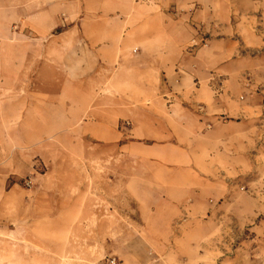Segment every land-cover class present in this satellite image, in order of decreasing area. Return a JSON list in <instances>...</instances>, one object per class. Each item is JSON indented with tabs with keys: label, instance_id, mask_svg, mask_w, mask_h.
<instances>
[{
	"label": "crops",
	"instance_id": "crops-1",
	"mask_svg": "<svg viewBox=\"0 0 264 264\" xmlns=\"http://www.w3.org/2000/svg\"><path fill=\"white\" fill-rule=\"evenodd\" d=\"M195 3L193 19L215 36H189L191 15L176 11ZM263 8V0H0V189L12 198L52 190L36 209L25 198L11 205V234L40 233L45 248L70 233L86 234L89 247L88 234L102 233L119 264L221 263L210 250L213 218L224 214L211 194L237 184L236 214L241 201L250 216L264 214V76L241 81L249 68L264 75V36L220 33ZM67 134L88 138L89 152L117 144L137 159L80 161L81 176L49 177L51 138ZM39 162L49 171L24 188ZM120 200L136 204V219Z\"/></svg>",
	"mask_w": 264,
	"mask_h": 264
},
{
	"label": "rangeland",
	"instance_id": "rangeland-1",
	"mask_svg": "<svg viewBox=\"0 0 264 264\" xmlns=\"http://www.w3.org/2000/svg\"><path fill=\"white\" fill-rule=\"evenodd\" d=\"M198 8L199 4L195 3L191 7L183 8L176 12L180 14L179 16L191 15ZM259 12L260 15L257 19L249 18L239 26H230L228 30L221 32L220 36H264V8ZM187 21L190 26V31L187 30L190 32L189 36L206 37L215 36L216 34H214L212 27L208 29V26L196 22L192 15ZM192 43L194 44V40H192ZM200 43L203 44L206 41L200 39ZM260 76L264 75L257 74L249 68L242 72L241 81H243L245 87H251L254 84L256 85V82H259ZM69 123L67 122V124ZM88 144V138L84 141L78 140V138L69 134L51 138L50 163L54 169L47 176L52 178L81 176L84 170L78 168V162L80 161H96L98 164L106 161H125L130 163L137 159L131 155H122L117 148V144L114 145L112 152L105 151V148L100 150V147L96 152L93 150L89 152V149L86 150ZM36 166L39 174L35 173L29 176L27 180H24L23 185L26 189L32 187V185H26L27 181H32V178H40L41 173L49 171L40 162ZM113 171L116 173L118 170L115 168ZM94 172L97 176H101L105 174V169L100 168L94 170ZM129 176L132 177L130 174ZM13 182L14 179L11 178L8 188L13 185ZM230 188L231 191L226 194L220 189L211 194V197L220 199L218 200V203L221 205L219 212L224 215L213 218V224H216L219 228L218 241L216 242L218 248L216 250L215 247L210 251L218 252L221 260L219 264H264V214L261 216H250V206L244 201H241L240 206L245 211L243 210L241 215L239 212L236 214L234 197H237L240 186L233 184L230 185ZM17 190L20 189L18 188ZM51 191V189L45 190L47 193L40 191L35 193V195H32V192L30 197L25 195L26 193L18 192L12 198L5 190L0 189V264H82L81 257L90 258V264H108L110 259L116 258L119 264V254L116 248L105 247L104 234L102 233L88 234L90 236L89 247L85 239L83 240V244L81 241L83 237L85 238L86 234L70 233L65 234V238L59 237V239L47 242L49 248L46 246L42 248L40 246L41 241L37 239H40L39 236H42L40 233L29 232L27 234V232L21 231L18 234H11V205H14V208L16 207L15 205L20 206V203L25 198L31 201V206H33V209H36L41 203H46V200L50 199L52 201V197L48 195ZM115 203L119 208L123 205L124 211L136 219L138 214L134 202L120 200Z\"/></svg>",
	"mask_w": 264,
	"mask_h": 264
},
{
	"label": "built area",
	"instance_id": "built-area-1",
	"mask_svg": "<svg viewBox=\"0 0 264 264\" xmlns=\"http://www.w3.org/2000/svg\"><path fill=\"white\" fill-rule=\"evenodd\" d=\"M194 44H195V45H198L199 43H198L196 40H194ZM203 44H206V43H203ZM26 185H27V186H31V185H32V181H31V180L27 181V182H26ZM108 264H118V261H117L116 258H113V259H110V260L108 261Z\"/></svg>",
	"mask_w": 264,
	"mask_h": 264
}]
</instances>
